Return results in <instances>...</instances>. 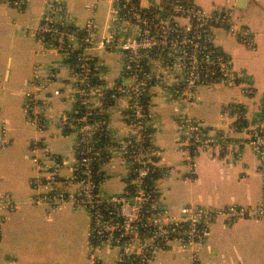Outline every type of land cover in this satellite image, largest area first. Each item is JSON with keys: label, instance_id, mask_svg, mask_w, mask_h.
Wrapping results in <instances>:
<instances>
[{"label": "crops", "instance_id": "0c3cea01", "mask_svg": "<svg viewBox=\"0 0 264 264\" xmlns=\"http://www.w3.org/2000/svg\"><path fill=\"white\" fill-rule=\"evenodd\" d=\"M192 1L205 8L231 7L234 21L253 30V46L242 43L225 28L210 31L215 44L229 56L232 68L253 92L248 95L225 84L202 86L195 103L189 105L181 91L184 65L159 56L148 59L154 79L150 125L161 169L155 206L173 213L186 205L256 206L262 202L263 174L260 156L247 141L251 129H264V0ZM166 4L167 0H141L144 8L160 10ZM114 12L113 0H98L96 6L94 0H30L22 10L0 2V137L4 129L8 139L7 144H0V192L10 193L18 203L17 210L7 214L0 234V264H114L117 259L113 247L89 249L90 216L86 209L71 204L51 209L45 203L33 202L31 150L32 141H39L59 163L60 177L72 176L78 132L71 129L67 133L62 125L64 115L75 108L77 90L71 61L60 51H45L37 27L54 18L62 25L83 28L92 19L97 37L135 36L136 26L115 20ZM91 52L97 72L113 89L125 76L123 52ZM36 72L47 84L39 108L46 121L43 130L30 123L27 108L26 94L32 89ZM113 101L105 108L112 155L99 170V191L105 195L124 193L129 181V164L119 146L132 132L127 116L129 101L125 97ZM237 107L242 119L235 115ZM185 116L193 117L209 139L216 142L226 138L229 150H201L192 158L180 129ZM142 240H133L132 249ZM202 244L195 261L190 251L174 246L154 250L150 264H264V219L239 218L229 224L218 219Z\"/></svg>", "mask_w": 264, "mask_h": 264}, {"label": "built area", "instance_id": "2783aa9c", "mask_svg": "<svg viewBox=\"0 0 264 264\" xmlns=\"http://www.w3.org/2000/svg\"><path fill=\"white\" fill-rule=\"evenodd\" d=\"M29 1L0 0L20 10L26 8ZM97 1L94 0L95 6ZM113 1V18L133 23L137 29L135 36L112 34L97 37L92 19L83 28L62 25L54 18L46 19L37 27L36 33L45 51H60L69 59L72 58L71 77L77 90L75 108L64 115L62 125L66 129L77 130L78 141L75 147L77 158L70 178H61L59 163L39 141H32L35 172L32 179L35 191L33 202L45 203L51 209L66 204L86 209L90 216L89 249L98 246L115 248L117 259L114 264H150L154 250L174 246L190 251L195 261L202 250L203 241L210 237L212 225L218 219H223L225 224L239 218L264 219V129H251L247 141L260 156V171L263 174L261 204L186 205L178 213L156 207V181L161 169L157 165L158 150L153 142V132H146V129L151 128L153 85L147 61L159 56L184 65L181 91L189 105L195 103L199 87L212 84L239 87L249 95L253 92L251 87L232 68L231 59L215 44L210 31L214 27L225 28L249 46L255 43L254 32L248 26L234 21L231 7L227 6L205 8L192 0H167L166 8L159 10L142 7L141 0ZM92 50L123 52L125 76L113 89L105 85L97 72ZM47 81L51 82L52 79L48 78ZM46 88L45 80L36 72L26 99L29 121L39 130H43L46 125L39 111L43 106L40 99ZM109 92H112V100L121 97L128 99L127 116L132 118V132L119 143L129 164L127 189L122 194L105 195L99 191L101 179L97 176L100 167L111 157L113 144L110 140L95 144L99 140V131L109 134L108 121L91 120L90 115L92 110L105 112L103 99ZM55 93L60 94V91L56 90ZM145 96H148L146 100L143 99ZM77 105L85 109H78ZM75 113L79 115L75 116ZM235 115L237 119H242L238 107ZM180 129L192 158L201 150L211 149L214 153L229 150L230 143L226 138L216 142L209 139L191 116L181 119ZM7 142L3 129L0 144L5 145ZM190 165L194 167L195 162L191 161ZM155 172H159V176L154 175ZM130 185H133L132 188ZM17 208L18 203L10 193L0 192V234L7 214L15 212ZM142 238L136 249H132V241Z\"/></svg>", "mask_w": 264, "mask_h": 264}, {"label": "trees", "instance_id": "16d2710c", "mask_svg": "<svg viewBox=\"0 0 264 264\" xmlns=\"http://www.w3.org/2000/svg\"><path fill=\"white\" fill-rule=\"evenodd\" d=\"M70 61H72V58H70ZM152 82L154 83V79H152ZM111 93L112 92H109V94L107 95V97L103 99L104 100L103 107H105V108H108L110 105H112L114 103V101L112 100V98L110 96ZM147 97L148 96H145V97H143V99L146 100ZM77 108L82 110V108H84V106L78 107V105H77ZM147 111L148 110L146 109V106H145V112H147ZM74 115L77 116L79 114L78 113H75ZM90 119L91 120H96V119H107L108 120V115L105 112L98 113V112L92 110V114L90 115ZM130 119H132V118H130ZM130 119H129V121H130ZM70 130L71 129H68V130L65 129V132L68 133ZM151 130H152L151 128H148V129H146V132L151 131ZM97 135H98L99 140L95 144H104L106 141H109V137H108V135L106 134L105 131H99L97 133ZM154 175L159 176V172H155ZM97 178L102 179V173L100 175H98ZM132 186L133 185H130L129 187L132 188Z\"/></svg>", "mask_w": 264, "mask_h": 264}]
</instances>
